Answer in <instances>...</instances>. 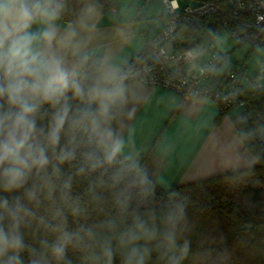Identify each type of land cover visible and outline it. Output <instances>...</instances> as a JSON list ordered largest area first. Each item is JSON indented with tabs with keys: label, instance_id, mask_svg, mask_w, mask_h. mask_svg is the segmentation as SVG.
Segmentation results:
<instances>
[{
	"label": "trees",
	"instance_id": "16d2710c",
	"mask_svg": "<svg viewBox=\"0 0 264 264\" xmlns=\"http://www.w3.org/2000/svg\"><path fill=\"white\" fill-rule=\"evenodd\" d=\"M199 1L203 0H179L180 4ZM57 2L63 4L60 19L67 24H73L86 6L104 13L117 5V0ZM216 29L207 19H196L180 26L170 39L177 52H184L196 47L205 30ZM142 55L141 51L134 59ZM74 59L76 72L69 77L70 84L78 83L86 94L101 58L79 54ZM255 84V78L242 82L244 107L219 112L218 118H231L236 136L257 164L167 190L143 173L140 164L120 154L111 164L103 163L111 147L87 127H71L81 109L93 110L87 95L76 97L70 87L55 108L41 104L35 115L38 134L39 130L47 133L55 111L65 104L70 109L59 144L48 149L49 163L33 169L22 187L9 192L0 184V200L22 206L19 233L25 248L19 256L23 264L34 258L43 264H109L104 254L109 248L110 264H123L132 247L147 250L144 264H264V144L255 135L264 128V89ZM0 104L7 107L3 100ZM115 111L116 105L109 116ZM67 151L74 158L62 162L59 157ZM97 160L102 163L93 169ZM10 223L5 214L6 229ZM138 223L144 229L137 228ZM129 233L136 238L130 239ZM56 243L65 245L59 259L52 254ZM185 244L186 253L182 252Z\"/></svg>",
	"mask_w": 264,
	"mask_h": 264
},
{
	"label": "crops",
	"instance_id": "0c3cea01",
	"mask_svg": "<svg viewBox=\"0 0 264 264\" xmlns=\"http://www.w3.org/2000/svg\"><path fill=\"white\" fill-rule=\"evenodd\" d=\"M166 20L162 0H117L116 7L104 13L86 6L73 24L56 20L55 38L50 45L41 43L38 49L42 55L61 58L69 77L76 72V55L100 56L93 86L118 88L121 94L109 102L107 116L99 118L100 127L96 131L87 129L110 147L114 139H122L119 154L132 164H140L142 172L161 188L167 190L173 185L257 164L236 136L231 118L228 115L218 118L219 109L214 101L181 99L168 88L138 81L121 82L116 78L139 52H143L139 60L145 61L151 54L146 43ZM46 27L38 20L31 31L40 32ZM165 48L169 52L177 51L172 39ZM192 50L200 52V59H205L210 47L200 40ZM171 69L180 68L172 65ZM181 69L191 71L194 64L188 62ZM226 71L219 67L217 73ZM106 76L111 78L105 79ZM90 101L93 111L98 112L99 101ZM114 105L116 111L109 116Z\"/></svg>",
	"mask_w": 264,
	"mask_h": 264
},
{
	"label": "clouds",
	"instance_id": "9594fccd",
	"mask_svg": "<svg viewBox=\"0 0 264 264\" xmlns=\"http://www.w3.org/2000/svg\"><path fill=\"white\" fill-rule=\"evenodd\" d=\"M62 9L63 4L57 0H0V100L7 105L5 108L0 104V184L5 191L22 187L33 169L45 168L49 163L48 149L59 144L61 132L69 122L70 109L65 104L54 112L47 133L39 130L38 134L35 115L41 104L48 103L55 108L70 87L76 97L87 95L91 100H98V112L84 108L71 120L73 128L90 127L96 131L100 127L99 118L107 116L109 102L121 94L118 88H105L99 84L85 94L78 83L70 84L69 72L61 58L41 54L38 45L51 44L56 35L54 23L60 18ZM38 20L47 27L40 32L31 31ZM40 134L44 135L43 142L39 139ZM108 135L112 133L109 131ZM122 148V139H114L103 163L111 164ZM59 158L63 162L74 158V154L67 151ZM101 163L97 160L91 167L94 169ZM21 211L18 202L10 204L6 198L0 200V260L3 264H23L19 256L25 248L19 233ZM5 214L11 222L7 229ZM136 227L144 229L145 226L138 223ZM126 235L130 239L136 238L134 233ZM167 239L174 244L171 236ZM64 249L63 243H56L52 246V254L57 259L62 258ZM182 252H187L186 244ZM146 253V249L132 247L123 264H144ZM104 254L110 264V248ZM30 264L43 262L34 258Z\"/></svg>",
	"mask_w": 264,
	"mask_h": 264
},
{
	"label": "built area",
	"instance_id": "2783aa9c",
	"mask_svg": "<svg viewBox=\"0 0 264 264\" xmlns=\"http://www.w3.org/2000/svg\"><path fill=\"white\" fill-rule=\"evenodd\" d=\"M167 20L160 30L146 43L156 61L132 59L117 74L121 82L138 81L147 85L173 90L181 99L208 98L214 101L219 112L244 107L245 101L239 88L243 82L241 72L226 71L219 75L221 57L213 51L207 58L199 59L192 50L169 52L165 44L182 25L196 19H207L217 29H228L238 44L264 48V0H203L180 4L179 0H162ZM196 60L194 69L182 71V65ZM179 66L172 70L171 66ZM255 88L264 89V80L256 81Z\"/></svg>",
	"mask_w": 264,
	"mask_h": 264
},
{
	"label": "rangeland",
	"instance_id": "374dc122",
	"mask_svg": "<svg viewBox=\"0 0 264 264\" xmlns=\"http://www.w3.org/2000/svg\"><path fill=\"white\" fill-rule=\"evenodd\" d=\"M201 38V43L204 46L209 44L208 54L213 51L220 55L221 70L241 72L243 83H246L248 78H255L256 81L264 80V48L236 43L228 29L207 30ZM192 52L195 56L202 55L200 52L193 50ZM191 62L195 65L196 60Z\"/></svg>",
	"mask_w": 264,
	"mask_h": 264
},
{
	"label": "water",
	"instance_id": "95a60500",
	"mask_svg": "<svg viewBox=\"0 0 264 264\" xmlns=\"http://www.w3.org/2000/svg\"><path fill=\"white\" fill-rule=\"evenodd\" d=\"M156 61L155 55L151 53L145 58V63L152 64ZM256 137L259 139V141L264 144V128H260L255 132Z\"/></svg>",
	"mask_w": 264,
	"mask_h": 264
}]
</instances>
